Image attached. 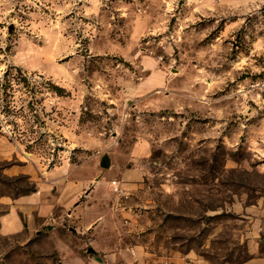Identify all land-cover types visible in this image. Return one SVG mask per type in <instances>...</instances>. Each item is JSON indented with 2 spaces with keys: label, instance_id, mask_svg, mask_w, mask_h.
<instances>
[{
  "label": "rangeland",
  "instance_id": "1",
  "mask_svg": "<svg viewBox=\"0 0 264 264\" xmlns=\"http://www.w3.org/2000/svg\"><path fill=\"white\" fill-rule=\"evenodd\" d=\"M262 142L264 0H0V264H264Z\"/></svg>",
  "mask_w": 264,
  "mask_h": 264
},
{
  "label": "crops",
  "instance_id": "2",
  "mask_svg": "<svg viewBox=\"0 0 264 264\" xmlns=\"http://www.w3.org/2000/svg\"><path fill=\"white\" fill-rule=\"evenodd\" d=\"M253 148H254V152L257 155H261L260 159L262 160L261 161L262 163L259 165V167L261 166L260 169L264 170V142L256 143V145ZM144 155H147V154H144ZM144 170H146V166H144V165H141L140 169H137L136 172L132 168L131 169H129V168L126 169L123 172V179L124 180L119 182L120 187L125 189V190H127V189H131V188L136 187L137 185H139L140 182L142 181V177L145 175V171ZM68 187H71V188L75 189V187L66 184L65 189L68 188ZM68 194H70V193H68ZM72 200H70L68 202H72ZM251 213H252L251 214L252 218L253 219L255 218L256 221L260 220V218H264V198L261 199V202L259 203L258 206L254 207V210L251 211ZM251 251L253 253H257L258 250L255 247ZM255 258H258V257H255ZM262 260H264V258H262Z\"/></svg>",
  "mask_w": 264,
  "mask_h": 264
},
{
  "label": "trees",
  "instance_id": "3",
  "mask_svg": "<svg viewBox=\"0 0 264 264\" xmlns=\"http://www.w3.org/2000/svg\"><path fill=\"white\" fill-rule=\"evenodd\" d=\"M35 191V186H31V188L27 192H23L21 195H26L27 193H31Z\"/></svg>",
  "mask_w": 264,
  "mask_h": 264
}]
</instances>
